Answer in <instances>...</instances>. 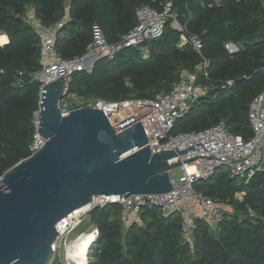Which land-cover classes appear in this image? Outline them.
Wrapping results in <instances>:
<instances>
[{
    "label": "trees",
    "instance_id": "obj_1",
    "mask_svg": "<svg viewBox=\"0 0 264 264\" xmlns=\"http://www.w3.org/2000/svg\"><path fill=\"white\" fill-rule=\"evenodd\" d=\"M26 5L45 26L64 20L54 50L65 60L85 53L94 24L108 43L118 42L136 26V9L142 6L175 15L185 33L200 40L199 53L189 44L179 47L180 33L168 19L161 38L126 48L113 61L99 60L90 73H73L60 105L70 96L86 102L151 99L169 92L186 70L197 75L206 94L175 121L170 134L222 123L232 135L251 138L248 108L264 88V0H0V31L8 37L0 47V177L30 156L32 119L38 111L40 83L33 76L40 70L39 40L21 20ZM228 43L238 45V52L229 54ZM203 60L208 66L198 72ZM226 81L234 87L220 90ZM194 190L231 204L233 213L224 214L216 230L194 218L189 245L180 213L162 219L156 208L146 207L141 223L125 225L119 208L106 205L89 212L96 229L89 263L264 264V172L245 182L219 169L210 179L197 181Z\"/></svg>",
    "mask_w": 264,
    "mask_h": 264
},
{
    "label": "built area",
    "instance_id": "obj_2",
    "mask_svg": "<svg viewBox=\"0 0 264 264\" xmlns=\"http://www.w3.org/2000/svg\"><path fill=\"white\" fill-rule=\"evenodd\" d=\"M136 19V26L116 43H108L100 26L92 25L91 42L86 47L85 53L81 57L65 60L59 58L54 50L55 36L62 28L64 20L54 26H45L35 11L26 5L21 20L33 30L39 40L40 70L34 74L33 80L40 83V91L43 85L59 78L68 84L73 73L83 71L90 73L96 62L113 61L116 55L126 48H141L145 43L161 38L168 19L172 20L171 27L180 33L179 47L189 44L197 53L201 50L200 40L196 36L187 35L173 14L157 13L147 6H142L136 9ZM0 36L6 37V42H0L2 47L8 43V37L2 31ZM224 47L229 54L239 50V46L233 43L225 44ZM200 65L202 68L200 72H204L208 62L203 60ZM204 76L206 77V73ZM233 87V81L218 85L220 90H230ZM204 94L206 90L197 83V75L181 70L179 79L171 90L154 98L126 99L116 102L91 100L80 107L102 111L110 126L116 131L140 123L151 154L175 151L174 148L180 151L192 146L194 150L167 161L169 165L176 163L180 165L177 167L179 171L177 182L172 179V171L168 172L172 189L166 194L133 195L125 199L123 196L92 198L84 211L74 216L72 213L67 217L68 225L65 230L59 229V224L64 219L57 225V239L52 245L53 252L57 248L58 241L79 225L82 214L106 205H116L119 208V218L125 225L141 223L140 214L146 207L156 208L162 219L180 213L183 219L184 241L189 245L192 244V232L195 228L194 218L200 217L216 230L223 215L233 213L229 202L198 194L194 190V184L197 181L210 179L217 170L224 168H227L231 178L245 182L256 173L264 172V88L248 108V121L252 131L249 140L245 141L232 135L222 123L203 131L171 135L175 121L189 112ZM61 113L67 115L68 112L61 110ZM32 125L34 134L28 147L30 155L39 151L45 143L38 133V111L33 115ZM248 213L251 217H255L252 211Z\"/></svg>",
    "mask_w": 264,
    "mask_h": 264
},
{
    "label": "water",
    "instance_id": "obj_3",
    "mask_svg": "<svg viewBox=\"0 0 264 264\" xmlns=\"http://www.w3.org/2000/svg\"><path fill=\"white\" fill-rule=\"evenodd\" d=\"M66 93L60 78L43 85L38 133L45 143L0 177V264H51L63 219L97 196L170 192L168 172L180 164L167 161L194 150L151 154L140 123L116 131L96 109L63 115Z\"/></svg>",
    "mask_w": 264,
    "mask_h": 264
},
{
    "label": "rangeland",
    "instance_id": "obj_4",
    "mask_svg": "<svg viewBox=\"0 0 264 264\" xmlns=\"http://www.w3.org/2000/svg\"><path fill=\"white\" fill-rule=\"evenodd\" d=\"M85 102L86 101L83 99H77L70 96L64 99L62 105H60V109L69 112V109L74 110L80 108ZM223 172H228L227 168H224ZM171 176L172 179L177 182L179 177V171L177 168L172 170ZM236 198L241 199V195H237ZM95 231V227L90 222L89 213L86 212L82 214L79 225L66 237L58 241L57 248L54 252V259L51 264H90V246L93 243L92 241L95 236ZM78 240L83 246L84 260L86 259L85 263H82V261L79 260L78 255L75 256V258L69 256L71 254L74 255L79 253L76 247V242Z\"/></svg>",
    "mask_w": 264,
    "mask_h": 264
},
{
    "label": "bare ground",
    "instance_id": "obj_5",
    "mask_svg": "<svg viewBox=\"0 0 264 264\" xmlns=\"http://www.w3.org/2000/svg\"><path fill=\"white\" fill-rule=\"evenodd\" d=\"M0 42H1V43L6 42V37H5V36H0ZM86 208H87V207H84V208H82V209H80V210H77L76 212H74V213L72 214V216L81 213V212L84 211ZM67 225H68V218H65L64 221H62V222L59 224V229L63 231V230H65V229L67 228ZM73 243H74V242H73ZM74 245H75V243H74ZM76 247H77V250H78L79 253L74 254V255L71 254V255H69V256H70L71 258H72V257L75 258V256L78 255L79 260L82 261V263H85V262H86V259L84 260L83 246H82V244L79 242V240L76 242Z\"/></svg>",
    "mask_w": 264,
    "mask_h": 264
},
{
    "label": "crops",
    "instance_id": "obj_6",
    "mask_svg": "<svg viewBox=\"0 0 264 264\" xmlns=\"http://www.w3.org/2000/svg\"><path fill=\"white\" fill-rule=\"evenodd\" d=\"M240 200V199H239Z\"/></svg>",
    "mask_w": 264,
    "mask_h": 264
}]
</instances>
